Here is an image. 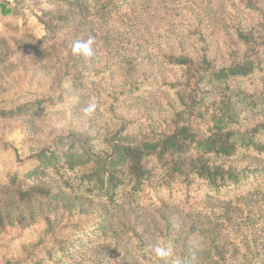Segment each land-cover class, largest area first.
Masks as SVG:
<instances>
[{
	"label": "trees",
	"instance_id": "16d2710c",
	"mask_svg": "<svg viewBox=\"0 0 264 264\" xmlns=\"http://www.w3.org/2000/svg\"><path fill=\"white\" fill-rule=\"evenodd\" d=\"M193 1L50 0L35 14L40 37L26 22L21 37H0V66L45 49L66 51L52 72V93L27 104L42 112L66 107L79 118L62 144L84 135L82 152L44 149L24 177L0 183V213L62 195L76 203L72 213L42 214V239L21 261L3 264H77L111 238L133 247L140 264H264V117L251 121L264 109V85L254 80L264 73V0ZM89 36L95 55L74 56L71 42ZM152 93L167 102L166 112L156 104L144 115L129 111L128 102ZM93 102L84 123L77 107ZM245 158L254 161L242 165ZM245 205L244 231L228 228L229 208ZM155 208L174 218L149 227L127 217ZM83 217L92 223L76 224ZM203 217L239 241L215 237L200 251H180L189 226L191 238L209 233L196 229ZM156 244L171 255L155 256Z\"/></svg>",
	"mask_w": 264,
	"mask_h": 264
},
{
	"label": "rangeland",
	"instance_id": "374dc122",
	"mask_svg": "<svg viewBox=\"0 0 264 264\" xmlns=\"http://www.w3.org/2000/svg\"><path fill=\"white\" fill-rule=\"evenodd\" d=\"M195 1L199 2L200 0ZM51 4L50 0H0V37H21L24 33L23 30H25V27H23L24 22L27 23L26 26L33 34L40 37L44 33L43 27L38 22L35 14L40 10L47 9L48 5L51 6ZM223 4L226 5L225 3ZM223 9H225V6L222 7ZM222 10L220 9L219 16H222L220 14ZM226 10L228 11L229 8L227 7ZM7 11L9 13H6ZM16 27L18 31H15ZM65 52V50L59 51L62 55H66ZM60 54H49V50L45 49L25 58L19 57L8 66H0L1 184H5L13 175L24 177L38 163L36 156L44 149H50L51 151L56 148L67 150V148L74 145L76 151L82 152L84 135L80 131L76 132L73 140L70 139L69 142H65L66 145L58 140L59 137H64L63 139H65L68 136L69 125L74 123L72 119L79 121V118L73 117V113L70 110H66V107H59L42 112L38 108L30 110L27 104L36 98L43 97L42 95L44 94L49 95L52 93V86L56 84L55 81H52V72L60 67L57 62ZM43 58H45L44 66L39 62ZM254 80L259 87L264 85V73H258ZM161 100L162 97L159 96V93H152L147 98H139L128 102L127 108L131 113L135 112L144 115L150 110L154 111L153 108L156 104V108L166 112L165 104L167 102ZM67 101L68 103H73L74 100L69 99ZM21 105H25L24 110L23 112H18L17 109ZM81 106L78 105L77 107L80 111V117L85 121L84 123L89 124L88 116L83 112L84 109ZM252 117L251 121L264 117V109H260L256 112V117L253 115ZM247 124L248 122H245L244 126L247 127ZM252 161H254V158L251 160L245 158L241 164L246 165L252 163ZM262 161H264V158ZM73 199L68 201L67 197L62 195L52 201H41L33 206L16 204L14 207L0 213L2 217L0 218V223H3L0 231V264H3L8 259L21 261L27 255V250L33 249L34 245L45 234L42 214H68L71 212L70 206L76 204ZM164 201L168 202L169 200L164 199ZM213 201L222 205L230 204L224 198L213 199ZM156 210L155 208L148 213H144V210L137 211L127 217L138 222L143 220L149 227L155 221L164 225L167 219L172 220L174 218V211L158 212ZM75 211L78 212L80 210H74L73 215H75ZM247 211L246 205L242 206V209L231 206L227 214H225L226 217H231L233 223L232 226L230 220L226 219L228 228L244 231L243 225L239 224V217L245 215L244 213ZM200 215L204 216V214ZM176 219L178 220L179 217ZM74 221L76 224L80 223L83 225L92 223V219L86 217L77 218ZM199 223L201 224L196 227L198 233L199 231H209V233L206 236L199 233V236L195 235V238H191L193 231L187 224L189 228H186L183 235L180 234V242L182 244L180 251H184L187 248L190 251H200L202 248L210 246V241L214 240L213 238L215 237L219 239L220 243L239 241V239H236L235 234L226 235L223 232V230L225 231V226H215L211 220H208V217L199 219ZM186 236L188 241L184 242V237ZM99 258L112 264L116 262H121L119 264H140L141 256L136 253L133 247L128 246L125 240L116 242L111 238L110 240L105 239L95 249H90L84 253L77 264H83V262L84 264H91L92 261H99Z\"/></svg>",
	"mask_w": 264,
	"mask_h": 264
},
{
	"label": "clouds",
	"instance_id": "9594fccd",
	"mask_svg": "<svg viewBox=\"0 0 264 264\" xmlns=\"http://www.w3.org/2000/svg\"><path fill=\"white\" fill-rule=\"evenodd\" d=\"M95 39L89 36L87 39L77 38L71 42L70 48L71 53L74 56H82L84 58H91L95 55ZM96 108V104L90 103L85 109L84 112L86 114L92 113ZM152 251L155 256L159 257L160 259L164 260L171 255L170 249L167 247L156 244L152 246Z\"/></svg>",
	"mask_w": 264,
	"mask_h": 264
}]
</instances>
